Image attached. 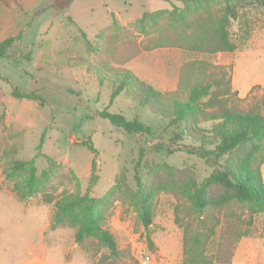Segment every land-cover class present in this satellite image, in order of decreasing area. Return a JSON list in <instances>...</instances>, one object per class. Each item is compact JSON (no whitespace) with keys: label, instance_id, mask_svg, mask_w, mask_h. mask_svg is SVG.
I'll use <instances>...</instances> for the list:
<instances>
[{"label":"rangeland","instance_id":"obj_1","mask_svg":"<svg viewBox=\"0 0 264 264\" xmlns=\"http://www.w3.org/2000/svg\"><path fill=\"white\" fill-rule=\"evenodd\" d=\"M52 1L9 0V6L0 3V41L8 36L16 37L5 56H0V156L3 147L14 145L15 157L19 159H29L40 152L35 157L38 173L50 169L49 181L41 191L20 200L12 191V183L2 174L3 157L0 158V264H61L63 259L70 264L94 263L97 256L74 242L73 228H49L52 204L43 201L46 193L83 194L87 189L94 197H103L112 191L104 225L114 235L119 248L128 249L134 259L125 258L119 264H143V256L148 254L151 260L147 264H181L187 203L168 192L159 193L154 199L152 224L145 230L137 224L136 212L125 199L136 188L134 165L138 151L140 147L145 149L137 168L143 181H157L169 169L177 179L192 176L199 182L211 168L195 155L155 152L148 146L150 137L127 134L98 115L107 109L127 120L136 117L151 125L156 137L168 136L174 130L122 92L109 103L112 85L99 84L84 69L82 60L96 58L87 52L80 33L83 30L87 39L98 44L96 34L100 30L109 32L113 14L139 42H145L146 38L132 27L133 22L145 11L170 9L173 4L180 6V2L74 0L66 8L54 9L50 5ZM262 1L244 4L238 9L237 18L230 20L228 30L236 45L233 52L208 54L161 47L143 51L126 67L154 87L168 90L175 87L178 68L186 60L231 64L232 86L240 98L236 104L248 108L264 94ZM13 87L35 91L42 97L43 105L13 98ZM43 131V143L38 150ZM88 140L97 149L98 180L90 188L94 154L85 145ZM262 175L264 179V166ZM243 240L236 262L263 264V215H254L250 232Z\"/></svg>","mask_w":264,"mask_h":264},{"label":"trees","instance_id":"obj_2","mask_svg":"<svg viewBox=\"0 0 264 264\" xmlns=\"http://www.w3.org/2000/svg\"><path fill=\"white\" fill-rule=\"evenodd\" d=\"M73 1L53 0L50 5L63 9ZM177 1L180 6L173 4L170 9L145 11L133 22L132 27L146 38L145 42H139L113 14L109 32L100 30L96 34L98 44H93L80 29L87 52L96 58L82 60V64L99 84L112 85L109 103L122 92L174 130L168 136L156 137L153 127L136 117L127 120L107 109L98 113L100 117L127 134L150 137L147 143L155 152L195 155L211 168L199 182L192 176L177 179L169 169L157 181H143L137 174L145 155V149L140 147L134 165L136 188L125 198L136 212L137 224L148 229L154 217L155 197L168 192L187 203L181 264H230L239 241L250 232L254 215L264 217V94L250 107H239L236 102L240 98L229 74L231 64L186 60L178 68L175 87L168 90L154 87L126 64L143 51L161 47L208 54L233 52L236 45L228 30L230 20L237 18L238 9L244 4L261 0ZM0 3L9 6V0H0ZM15 40L16 37L8 36L0 41V56H5ZM11 95L43 105L42 97L35 91L13 87ZM44 134L45 131L38 150ZM85 145L94 154L90 188L98 180L97 149L91 140ZM16 151L14 145L2 148V174L12 183L15 195L25 200L41 191L49 181L50 169L37 172L35 157L40 152L32 158L19 159L15 157ZM111 194L110 190L103 197H94L87 189L83 194L64 191L57 196L49 193L43 196L45 203L52 204L49 228H73L74 242L97 256L92 264H119L125 258L134 260L128 249L119 248L114 235L104 225ZM146 238L151 245L149 234Z\"/></svg>","mask_w":264,"mask_h":264},{"label":"crops","instance_id":"obj_3","mask_svg":"<svg viewBox=\"0 0 264 264\" xmlns=\"http://www.w3.org/2000/svg\"><path fill=\"white\" fill-rule=\"evenodd\" d=\"M3 5V4H2ZM5 6V5H4ZM226 53V52H225ZM84 68V67H83ZM85 69V68H84ZM85 71H86V69H85ZM89 73V72H88ZM263 166H264V163H263V165H262V174H263ZM244 237L240 240V242H239V245H238V247H237V249H236V252H235V255H234V257H233V259H232V262L230 263V264H240V262H236V259L237 258H239L240 257V254H241V250L243 249V245H244V243L245 242H243L244 240ZM243 240V241H242ZM263 251H262V249H261V253H262ZM71 262L70 261H67V260H65V259H63L62 261H61V264H70ZM55 264V263H54ZM264 264V263H263Z\"/></svg>","mask_w":264,"mask_h":264},{"label":"built area","instance_id":"obj_4","mask_svg":"<svg viewBox=\"0 0 264 264\" xmlns=\"http://www.w3.org/2000/svg\"><path fill=\"white\" fill-rule=\"evenodd\" d=\"M150 260H151L150 255L149 254L145 255V256H143L142 263L147 264L148 262H150Z\"/></svg>","mask_w":264,"mask_h":264}]
</instances>
